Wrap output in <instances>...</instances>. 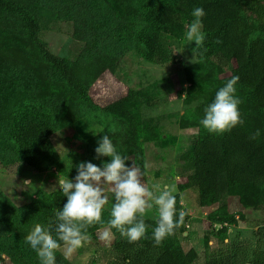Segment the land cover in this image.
Here are the masks:
<instances>
[{"label": "rangeland", "instance_id": "1", "mask_svg": "<svg viewBox=\"0 0 264 264\" xmlns=\"http://www.w3.org/2000/svg\"><path fill=\"white\" fill-rule=\"evenodd\" d=\"M16 1L37 19L38 36L49 50L72 64L93 100L80 97L42 57L20 15L0 9V264H39L25 237L35 224L45 225L44 207L49 195L60 189L59 179H74L81 162L102 167L110 160L96 159L95 148L104 134L129 164L135 163L130 148L134 126L149 165L147 186L176 187L177 211L183 210L185 218L175 231L186 251H197L193 264H206L208 253L220 252L232 257V264H251L254 250L264 249V207L255 205L253 190H236L214 205L200 206L198 189L184 187L186 155L207 131L200 124L204 109L231 74L230 67L221 72L213 60H201L197 53L193 57L195 45L185 37L190 22L164 34L169 61L157 64L144 56L135 35L148 26L142 12L152 0ZM236 90L243 124L263 134L248 101L252 89ZM129 92L136 95L129 101L134 122L102 111ZM24 102L46 108L56 127L51 135L56 158L39 169L24 160L8 133L14 111ZM113 124L114 133L108 131ZM25 179L31 186L23 185ZM107 195L105 221L114 203L110 190ZM145 223L156 226L155 210L145 216ZM100 227H90L89 240L68 258L63 250L57 251L56 264L121 263L113 246L120 232L112 229L111 241L104 242Z\"/></svg>", "mask_w": 264, "mask_h": 264}, {"label": "trees", "instance_id": "2", "mask_svg": "<svg viewBox=\"0 0 264 264\" xmlns=\"http://www.w3.org/2000/svg\"><path fill=\"white\" fill-rule=\"evenodd\" d=\"M202 7L205 41L196 53L201 60H213L218 71L230 67L228 81L238 76L236 87L252 89L248 96L250 108L255 112L258 126L264 127V0H152L143 10L148 22L136 32L144 56L151 62L165 64L169 57L163 46L166 32L183 28L185 20L192 22L194 8ZM0 9L16 13L25 21L28 33L42 57L62 73L68 86L80 97L92 102L83 82L77 77L74 67L65 58L51 52L47 43L38 36L37 19L16 0H0ZM249 14V15H248ZM129 92L122 98L104 107L102 111L132 119L135 115L129 108L134 98ZM56 131L52 114L36 102H24L12 115L8 133L24 160L36 169L53 163L56 158L51 135ZM257 129L245 124L230 132L202 133L186 155L184 187L197 188L199 205L218 203L227 193L250 188L254 202L264 207V133L251 140ZM136 126L130 130L131 149L135 152V164L143 169L144 149L138 146ZM147 178V169L146 176ZM66 203L60 189L49 195L44 207L45 227L55 222V212ZM235 223V218L221 219ZM148 226L147 236L136 243H129L119 234L113 241L114 249L123 261L114 264H193L198 258L195 250L186 251L177 239L176 231L160 246H154L152 230ZM226 237V236H225ZM1 260V257H0ZM206 264H232V257L218 253L207 254ZM251 264H264V249L254 250Z\"/></svg>", "mask_w": 264, "mask_h": 264}, {"label": "clouds", "instance_id": "3", "mask_svg": "<svg viewBox=\"0 0 264 264\" xmlns=\"http://www.w3.org/2000/svg\"><path fill=\"white\" fill-rule=\"evenodd\" d=\"M205 14L202 7L194 8V19L185 26L186 40L195 45L193 57L204 45L202 17ZM238 81V76L232 77L216 92L213 102L205 107L200 124L209 133L222 135L243 124L239 111L241 101L236 95ZM108 131L114 133L117 128L113 124ZM259 135L257 130L250 139L255 140ZM95 152L96 159L108 157L110 160L102 167L81 162L76 166L78 174L74 179L60 178L58 184L66 203L55 212V222L46 227L37 223L25 237V243L36 252L39 264H56V253L60 250L68 258L89 240L88 229L92 226H101L98 232L104 242L111 241L112 229H116L129 243H136L146 238L148 225L145 216L155 210L156 226L152 230V240L154 246H160L183 225L185 212L177 211L174 184L153 183L148 187L144 180L149 167L147 162L143 169L135 163L129 164L128 158L117 151L107 134L98 141ZM22 183L31 186L27 179ZM108 190L114 196V203L110 207V217L105 221L103 212L109 204Z\"/></svg>", "mask_w": 264, "mask_h": 264}]
</instances>
